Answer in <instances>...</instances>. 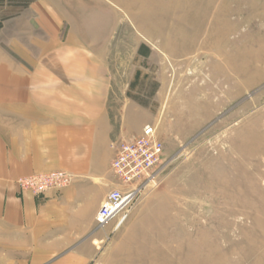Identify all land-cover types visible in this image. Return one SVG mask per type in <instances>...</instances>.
<instances>
[{"label": "rangeland", "instance_id": "1", "mask_svg": "<svg viewBox=\"0 0 264 264\" xmlns=\"http://www.w3.org/2000/svg\"><path fill=\"white\" fill-rule=\"evenodd\" d=\"M29 1L0 0V20ZM134 6L124 29L138 13L149 55L117 35L109 112L127 140L151 124L163 143V180L134 207L153 195L150 264H264V0Z\"/></svg>", "mask_w": 264, "mask_h": 264}, {"label": "crops", "instance_id": "2", "mask_svg": "<svg viewBox=\"0 0 264 264\" xmlns=\"http://www.w3.org/2000/svg\"><path fill=\"white\" fill-rule=\"evenodd\" d=\"M137 4L30 0L0 20V264H150L141 211L153 195L119 226L95 223L116 183L111 141L126 139L125 119L109 112V66L125 47L117 35L136 43L137 57L150 50L139 41L138 13L124 29ZM57 170L71 175L62 189L37 197L18 186Z\"/></svg>", "mask_w": 264, "mask_h": 264}, {"label": "built area", "instance_id": "3", "mask_svg": "<svg viewBox=\"0 0 264 264\" xmlns=\"http://www.w3.org/2000/svg\"><path fill=\"white\" fill-rule=\"evenodd\" d=\"M114 156L110 171L116 183L107 193L95 214L97 227L117 220L119 226L144 195L160 185L162 177L163 143L156 127L147 124L131 139L113 140L110 144ZM71 175L63 170L39 173L18 179L22 191L37 197L69 185Z\"/></svg>", "mask_w": 264, "mask_h": 264}, {"label": "trees", "instance_id": "4", "mask_svg": "<svg viewBox=\"0 0 264 264\" xmlns=\"http://www.w3.org/2000/svg\"><path fill=\"white\" fill-rule=\"evenodd\" d=\"M139 79V72L137 71L136 73H135V77H134V81H133V84L136 82V80H138Z\"/></svg>", "mask_w": 264, "mask_h": 264}]
</instances>
